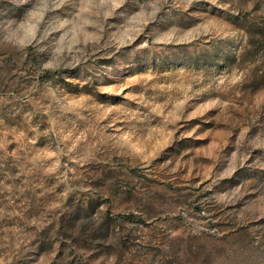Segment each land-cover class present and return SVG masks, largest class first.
<instances>
[{
    "label": "rangeland",
    "instance_id": "1",
    "mask_svg": "<svg viewBox=\"0 0 264 264\" xmlns=\"http://www.w3.org/2000/svg\"><path fill=\"white\" fill-rule=\"evenodd\" d=\"M0 264H264V0H0Z\"/></svg>",
    "mask_w": 264,
    "mask_h": 264
},
{
    "label": "trees",
    "instance_id": "2",
    "mask_svg": "<svg viewBox=\"0 0 264 264\" xmlns=\"http://www.w3.org/2000/svg\"><path fill=\"white\" fill-rule=\"evenodd\" d=\"M61 70H50V69H46L45 70V75H48V74H50V73H53V72H60ZM122 218H125V219H134V216L132 215V214H130V215H124V214H122V215H120Z\"/></svg>",
    "mask_w": 264,
    "mask_h": 264
}]
</instances>
